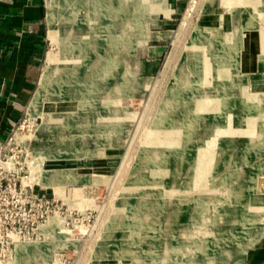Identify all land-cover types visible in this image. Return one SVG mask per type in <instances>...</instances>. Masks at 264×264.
<instances>
[{"label":"rangeland","instance_id":"1","mask_svg":"<svg viewBox=\"0 0 264 264\" xmlns=\"http://www.w3.org/2000/svg\"><path fill=\"white\" fill-rule=\"evenodd\" d=\"M201 7L46 0L0 264H264V87Z\"/></svg>","mask_w":264,"mask_h":264},{"label":"crops","instance_id":"2","mask_svg":"<svg viewBox=\"0 0 264 264\" xmlns=\"http://www.w3.org/2000/svg\"><path fill=\"white\" fill-rule=\"evenodd\" d=\"M199 2L207 20L222 15L238 35L239 68L264 87V0ZM46 15V0H0V147L36 91L46 49Z\"/></svg>","mask_w":264,"mask_h":264},{"label":"built area","instance_id":"3","mask_svg":"<svg viewBox=\"0 0 264 264\" xmlns=\"http://www.w3.org/2000/svg\"><path fill=\"white\" fill-rule=\"evenodd\" d=\"M9 141L10 139H8L7 142L0 147V198L3 200H6L8 195H17L22 194L23 192L26 193L27 187L31 188V186L24 185L25 177L21 176L20 172L18 173L15 169H11V165L8 164V162H1L2 152L5 150L6 144H8ZM15 175L17 176L15 177ZM0 227H3V224L0 223ZM2 240L3 239L0 236L1 244L3 242Z\"/></svg>","mask_w":264,"mask_h":264},{"label":"bare ground","instance_id":"4","mask_svg":"<svg viewBox=\"0 0 264 264\" xmlns=\"http://www.w3.org/2000/svg\"><path fill=\"white\" fill-rule=\"evenodd\" d=\"M48 80H49V74L47 72H45L42 76V79H41V84H43L44 86H46L48 84ZM48 88L47 87L45 90L48 91ZM43 93L41 92V89L39 88L38 89V92L36 93V96L34 98V105H36L37 103H39V100L41 99Z\"/></svg>","mask_w":264,"mask_h":264}]
</instances>
